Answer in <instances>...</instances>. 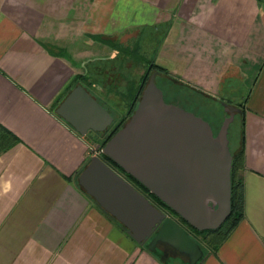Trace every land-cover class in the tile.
Listing matches in <instances>:
<instances>
[{
  "label": "crops",
  "instance_id": "0c3cea01",
  "mask_svg": "<svg viewBox=\"0 0 264 264\" xmlns=\"http://www.w3.org/2000/svg\"><path fill=\"white\" fill-rule=\"evenodd\" d=\"M155 35L175 84L242 107L243 216L214 251L152 198L186 235L137 242L78 182L101 136L55 113L77 84L109 104ZM0 264H264V0H0Z\"/></svg>",
  "mask_w": 264,
  "mask_h": 264
},
{
  "label": "water",
  "instance_id": "95a60500",
  "mask_svg": "<svg viewBox=\"0 0 264 264\" xmlns=\"http://www.w3.org/2000/svg\"><path fill=\"white\" fill-rule=\"evenodd\" d=\"M151 73L127 121L100 150L196 230L218 228L230 214L232 155L227 130L239 108L224 104L229 116L214 135L201 116L167 103ZM55 113L77 133H99L113 116L81 85H75ZM83 189L143 243L159 226L186 233L164 211L98 155L78 176ZM169 225V226H167ZM156 236V237H157Z\"/></svg>",
  "mask_w": 264,
  "mask_h": 264
},
{
  "label": "rangeland",
  "instance_id": "374dc122",
  "mask_svg": "<svg viewBox=\"0 0 264 264\" xmlns=\"http://www.w3.org/2000/svg\"><path fill=\"white\" fill-rule=\"evenodd\" d=\"M153 37V43L148 44L146 43V46H143L140 48V51L136 53V59L129 60L125 59L122 61L120 60L119 63L125 64V67L123 66L121 68V72L123 74V77L125 79V84L122 83L117 85L113 84L110 88V90H120V92L125 91L126 83H129L130 81L135 80L138 76L142 75L145 71L147 60L153 56V49L156 47L155 43L157 42L160 37L159 35L152 36ZM96 49L92 52L93 56L96 55ZM98 54V53H97ZM92 57V56H91ZM105 63H115L113 61H105ZM133 63L138 64L140 67L132 68ZM136 75V76H135ZM121 77L120 79H122ZM137 80V79H136ZM104 86H108V80L105 79L103 81ZM155 82L158 84L159 88L163 91L164 99L167 103H172L176 105H180L183 108L194 112L196 115L202 116L205 120H207L210 123L211 128H214L215 133L219 130L222 122L227 118L228 111L226 110L224 104H234L238 101V99L231 100L226 99L224 97H217V98H210V97H203L202 95L198 94L195 91H192L191 89L177 85L172 81L169 76L158 73L155 77ZM121 94V93H120ZM118 95L117 93H111L109 96L112 98V100L109 102V104H104L101 101V104H104V106L109 109V111L114 114L115 121L122 116L124 113H126L128 108V101L123 99L122 96ZM100 100V99H99ZM113 101V102H112ZM119 109H118V108ZM242 129V120L240 115L237 113L234 115L233 120L228 125L227 130V139H228V147L229 151L232 154L234 150L236 149V146H238L240 134ZM101 138L104 137L103 133L99 134ZM203 247L207 248V246L203 243H201Z\"/></svg>",
  "mask_w": 264,
  "mask_h": 264
},
{
  "label": "trees",
  "instance_id": "16d2710c",
  "mask_svg": "<svg viewBox=\"0 0 264 264\" xmlns=\"http://www.w3.org/2000/svg\"><path fill=\"white\" fill-rule=\"evenodd\" d=\"M136 53L130 48L126 50V59L134 60L136 59ZM150 70L158 71L160 74H164L169 76L167 71L154 63L152 58L147 60L146 68L144 73L142 74L141 82H137V80L130 81L126 83L124 93H119L123 99L128 101V106L134 107L137 103V98L144 86L146 78ZM172 80V77H169ZM158 85V84H157ZM202 117V116H201ZM120 122L119 120L117 123ZM120 123L110 129L109 133L106 137H104L100 142L103 144L107 139H109L117 130ZM101 157L105 160L109 166H111L117 173L120 175L125 174L133 183L138 184L144 191H148L139 181L133 178L131 175L127 174L118 164H116L113 160L107 157L105 154L101 153ZM243 169V149L240 148L235 154L232 155L231 169H230V181H231V197H230V214L225 219V221L216 229H207V230H196L189 223H187L182 217H180L176 212H174L170 207H168L163 201H161L154 194L149 192L153 202L161 207V209L165 210L171 217L177 219L180 225L184 226L186 229L192 231L199 241L207 246L209 250H216L220 243L224 240L226 235L233 229V227L239 222V220L243 216V180L241 177V170Z\"/></svg>",
  "mask_w": 264,
  "mask_h": 264
},
{
  "label": "flooded vegetation",
  "instance_id": "af4514ba",
  "mask_svg": "<svg viewBox=\"0 0 264 264\" xmlns=\"http://www.w3.org/2000/svg\"><path fill=\"white\" fill-rule=\"evenodd\" d=\"M153 72H157V74H158V71L150 70L149 73H148V76H147V78H146V81H145L144 85L146 84V82H147L149 76L151 75V73H153ZM157 74H156V76H157ZM141 78H142V75H140L139 83L141 82ZM143 87H144V86H143ZM142 89H143V88H142ZM141 91H142V90H141ZM140 94H141V92H140ZM140 94H139V96H140ZM139 96H138V98H137V102H138ZM136 105H137V103L135 104L134 107H128L126 113H124L122 116H120V117L117 119V121H118V120L120 121V122H118V123H117V121H115V117H114V115L111 113L112 116H113V123H112V125H111L110 127H108L105 131H103V132H99V134H100V133H103V134H104V137H106L107 134L109 133L110 129L113 128L114 126H116L117 124L120 123L119 127L117 128V130H118L120 127H122L123 124H124V123L127 121V119L130 117V115L132 114V112L134 111ZM227 105H232V106L237 107V108L240 109V111L234 112V115L237 114V113L240 115V114L242 113V107L239 106L238 104L236 105V104H230V103H228ZM227 111H228V110H227ZM227 113H228V115H229V112H227ZM117 130H116V131H117ZM212 130H213V133L216 134L215 131H214V128H213V127H212ZM88 134H89L90 136H91V135H93V136L98 135L97 133H95V132H93V131L88 132ZM104 137H103V138H104ZM103 138H101V139H103ZM97 144H102V143L99 141ZM97 144H96V145H97ZM121 176H122L123 178H125L128 182L130 181V183H131L133 186L135 185L134 187H137V189L141 190L145 195H147V197H148L149 199L151 198V195L149 194L150 191H149V192H148V191H144V190H143L138 184L133 183V181H131V179H129L125 174H122Z\"/></svg>",
  "mask_w": 264,
  "mask_h": 264
},
{
  "label": "built area",
  "instance_id": "2783aa9c",
  "mask_svg": "<svg viewBox=\"0 0 264 264\" xmlns=\"http://www.w3.org/2000/svg\"><path fill=\"white\" fill-rule=\"evenodd\" d=\"M90 148H93V146H91Z\"/></svg>",
  "mask_w": 264,
  "mask_h": 264
}]
</instances>
